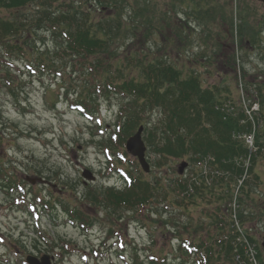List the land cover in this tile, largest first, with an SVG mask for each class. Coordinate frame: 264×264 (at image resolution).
I'll return each mask as SVG.
<instances>
[{
	"label": "rangeland",
	"instance_id": "374dc122",
	"mask_svg": "<svg viewBox=\"0 0 264 264\" xmlns=\"http://www.w3.org/2000/svg\"><path fill=\"white\" fill-rule=\"evenodd\" d=\"M88 1L82 6L85 10L94 11L99 8L96 2ZM29 7L13 11L1 9L0 19L31 15L32 8ZM141 8L144 9L142 13ZM115 12H101L99 9L95 11V15L98 18L111 17ZM263 13L264 0H235L234 5L229 0H127L122 11L127 35L119 38L115 47H118L121 56L130 51L137 59H145V62L159 59L169 61L185 75L195 72L204 87L218 91L220 99L225 100L229 96L238 103L239 100H246L241 94L242 91L245 94V85L248 87L253 82L264 87V55L261 53V49H264V32L255 36L257 42L248 34L251 30L256 31ZM249 26H252L250 31L247 30ZM44 28L43 25V29L39 30L40 27L36 26V32L30 38H26L27 32L11 37L0 30L10 37L8 40L26 50L23 54L16 52L13 55L2 52L4 54L0 56L5 62L3 67L0 62V168L11 172L12 178L16 180L35 177L44 179L52 189L49 186H37L42 192V198L49 202H54V199L59 201L54 202L55 205L51 207L38 205L42 208L39 221H32L37 217L31 216L28 208L25 216L23 210L18 209L10 213V216L0 212V256L8 254L10 260L4 262L16 264V261H22L19 250L25 251L27 256L40 258V250L32 248L35 243H39L40 249L57 255L58 258L51 264H115L114 260L116 264H130L134 263L135 258L150 264L148 256L152 253L166 254V264H179L175 259V255L179 253L175 238L190 237L188 240L197 245L201 238H214L218 230L203 211L206 208H217L228 214V209H233L236 205L242 218L232 222L229 210L227 219L229 216L230 222L225 226L235 234L236 242L243 241L248 251L243 253L239 250L229 260L222 258L221 261L227 264H260V259L254 258L259 255L263 264L264 153L258 155L254 165L263 180L260 184L261 191L247 184L239 190L238 195L233 194V198L236 195L237 199L229 201V198H225V202L220 201L217 194L201 192L200 195L187 199L191 203L182 213L177 204L181 205L177 190H172V180L179 178L184 160L189 162V167H185L183 171L188 178L187 183L195 179L190 176L200 173V165L192 158L193 155L172 157L163 162L147 146L144 157L149 168L142 175L147 180H152L155 176L161 177V180L158 178L161 185L156 184V190L166 193V187L169 192L168 200L156 199L149 208L145 207L141 211L114 210L113 205L105 202L106 196L120 195V192L104 187L116 185L123 188L124 185L117 179V174H112L111 168L132 167L131 163L135 165L140 150L135 149L133 153L125 147L122 149L120 144L107 146L105 150L109 152L106 153L100 149V142L96 141L100 137L92 138L91 132L94 130L88 127L87 121L71 110L58 95L56 84L61 80L58 74L51 73L46 67L41 73L43 64L36 60L38 56L46 63L50 60L54 62L57 71L62 69V72H66L67 82L74 84L77 91L78 86L84 83L75 80L79 76L73 75L72 59L62 53L61 49L58 50L59 38ZM254 45L260 46V50H256ZM29 65L34 66L33 70ZM20 66L24 71L20 70ZM5 69L12 73L10 81ZM28 70L35 76L30 77ZM135 73L138 70L135 69ZM252 97L251 100L254 99ZM116 103L117 99L109 101L104 98L100 102L97 118L102 121L99 131L103 137L109 135L117 121L115 112L118 111V106H113ZM158 114V111L154 115L150 114L154 116L150 119L151 123L157 120ZM256 114L262 119L260 125L256 121L257 116L254 119L257 130L255 141L264 142V105L260 111L253 113ZM148 120L149 116L146 115L143 122ZM136 130L137 127L126 132L127 137L122 131L119 141L125 144L126 139L130 140L135 136ZM141 141L145 146L142 138ZM115 152H123L125 157H122V162H118L119 155L116 156ZM110 153L113 154L110 155L111 158L108 157ZM107 157L112 160L111 165L106 161ZM108 165L111 166L110 169ZM139 168L142 170L140 165ZM84 172L95 176V179L89 177L87 180L83 176ZM109 174L113 176L107 177ZM0 196L3 197L1 191ZM11 196L16 197V194ZM100 197L103 199H99ZM159 197L161 194L157 196ZM29 199V206H36L32 198ZM96 199L98 202H95ZM60 200L72 208L89 212L96 226L95 233H84L72 224ZM6 202L9 203L10 200L7 199ZM171 213L174 220L168 219ZM25 217L30 226L23 224ZM180 221L189 222L193 227L186 229ZM33 223H40L41 231H44L42 234L45 235L43 238H39L41 235L36 233ZM202 224L209 227L202 228ZM112 229L121 238H118L123 245L119 246L121 249L115 250L117 247H107L100 242ZM60 239L67 241L64 244L69 250L63 255ZM53 242L59 243L55 249L52 248ZM48 257L38 260L42 263L50 262L51 258L49 255ZM192 258L194 259L193 256Z\"/></svg>",
	"mask_w": 264,
	"mask_h": 264
},
{
	"label": "trees",
	"instance_id": "16d2710c",
	"mask_svg": "<svg viewBox=\"0 0 264 264\" xmlns=\"http://www.w3.org/2000/svg\"><path fill=\"white\" fill-rule=\"evenodd\" d=\"M92 1L99 5L94 11L82 7L88 0H0V10L32 8L31 15L1 18L0 30L11 37L27 32L26 38L32 37L36 26L41 28L44 25L52 31L59 37L60 48L72 59L75 72L81 70L87 76L80 95L84 93L92 99L91 103L95 102L92 95L97 92L107 98H110V94L130 95L133 102L126 108L122 106L127 116L124 132H130L140 124V118H135V114L160 108L162 114L158 123L154 127H146L145 139L149 148L163 162L172 157L189 155L199 162L210 154L220 166L226 168L225 160L231 161L243 154L245 149L232 137V131L239 128L238 121L223 120L214 109L217 101L215 92L205 88L195 72L185 76L171 62L163 59L145 62V59H137L130 51L121 56L115 46L119 38L127 35L122 19L127 0ZM99 9L101 12H116L111 17L98 18L95 11ZM7 38L10 37L0 32V49L5 48L10 52L18 49L19 45ZM131 111H134V115L129 117ZM154 183L155 186L161 185L156 179ZM171 184L172 190L177 186L180 191L185 189L184 183L178 179L172 180ZM151 185L149 181L138 177L120 195L106 196L105 202L113 204L115 210L119 211H133L142 205H152L151 198L156 190ZM164 190L166 193L163 195L166 197L169 192L166 187ZM215 241L221 248L224 246L223 241ZM224 247L229 249L226 253L230 256L232 247ZM211 252L214 251L211 249ZM211 256L214 263L217 253Z\"/></svg>",
	"mask_w": 264,
	"mask_h": 264
},
{
	"label": "water",
	"instance_id": "95a60500",
	"mask_svg": "<svg viewBox=\"0 0 264 264\" xmlns=\"http://www.w3.org/2000/svg\"><path fill=\"white\" fill-rule=\"evenodd\" d=\"M141 131H142V129L139 130V132L136 134V136H135L134 139H132V140H130V141L128 142V147H129V149H131V150H132V149H133V150H135V149H139V150H140V151H139V157H140V160H141L142 164L144 165V167H145L146 169H148V166H147V164L145 163V160H144V154H143V152H144V150H145V147H144V145H143V143H142V141H141V136H140Z\"/></svg>",
	"mask_w": 264,
	"mask_h": 264
},
{
	"label": "flooded vegetation",
	"instance_id": "af4514ba",
	"mask_svg": "<svg viewBox=\"0 0 264 264\" xmlns=\"http://www.w3.org/2000/svg\"><path fill=\"white\" fill-rule=\"evenodd\" d=\"M264 19V18H263ZM263 33V32H262ZM256 50H260V46H256V45H254L253 46Z\"/></svg>",
	"mask_w": 264,
	"mask_h": 264
}]
</instances>
